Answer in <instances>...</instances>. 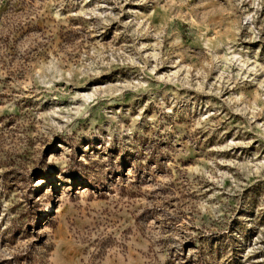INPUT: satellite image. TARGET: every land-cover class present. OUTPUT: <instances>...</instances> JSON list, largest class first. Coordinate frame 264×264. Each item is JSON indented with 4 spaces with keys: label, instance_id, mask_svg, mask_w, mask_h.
Returning <instances> with one entry per match:
<instances>
[{
    "label": "rangeland",
    "instance_id": "rangeland-1",
    "mask_svg": "<svg viewBox=\"0 0 264 264\" xmlns=\"http://www.w3.org/2000/svg\"><path fill=\"white\" fill-rule=\"evenodd\" d=\"M0 264H264V0H0Z\"/></svg>",
    "mask_w": 264,
    "mask_h": 264
},
{
    "label": "bare ground",
    "instance_id": "bare-ground-1",
    "mask_svg": "<svg viewBox=\"0 0 264 264\" xmlns=\"http://www.w3.org/2000/svg\"><path fill=\"white\" fill-rule=\"evenodd\" d=\"M52 206V205H51Z\"/></svg>",
    "mask_w": 264,
    "mask_h": 264
}]
</instances>
